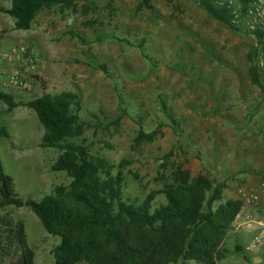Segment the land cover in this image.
Returning <instances> with one entry per match:
<instances>
[{
  "label": "rangeland",
  "instance_id": "374dc122",
  "mask_svg": "<svg viewBox=\"0 0 264 264\" xmlns=\"http://www.w3.org/2000/svg\"><path fill=\"white\" fill-rule=\"evenodd\" d=\"M93 1L103 8L107 2ZM137 5L138 0H116L115 19L103 13L102 24L95 27L87 24L94 16H84L80 9L65 15L45 11L29 31H15L14 20L0 13V29L9 30L0 58L9 57L13 40L26 47L20 56L27 63L11 67L13 71L30 69L24 78L27 87L21 88L26 100L44 93L42 82L32 79L37 74L45 78L50 92L73 91L81 96L82 116L94 126L106 125L105 118L119 116V90L125 106L132 104L134 114L141 112L144 130H154L160 121L168 124L164 136L143 146L134 143L140 129L136 115L126 117L113 135L94 128L83 137L94 142L95 152L113 164L123 159L132 161L125 171L126 196L144 198L152 190L162 189L157 172L162 158L172 151L188 161L187 168L194 177L208 171L216 181L225 182L228 189L224 200H241L245 192L264 190V89L252 84L249 76L248 57L254 40L212 19L195 0H176L174 4L155 0L156 14H137ZM0 6L10 8L11 0H0ZM68 30L80 32L90 42L106 35L136 43L148 37L147 53L153 62L138 49L117 42L83 48L65 35ZM85 54L107 63L114 79L82 63ZM32 80L40 84L38 90L29 89L27 82ZM160 92L180 121L179 127L162 116L157 105ZM3 129L10 137L0 134V173L14 177L20 198L39 202L55 186L70 183L66 173L51 170L60 154L40 147L44 129L33 110L9 112L0 101V131ZM106 145L111 149L104 148ZM129 171L138 173L143 183L135 181ZM164 201L163 197L158 199L159 203ZM19 219L27 223L36 264H56L52 252L59 239L48 235L29 208L0 210V264H21L13 232V223ZM248 240L247 234L230 231L217 264H264V254L247 253L245 249L237 252L235 247H244Z\"/></svg>",
  "mask_w": 264,
  "mask_h": 264
},
{
  "label": "trees",
  "instance_id": "16d2710c",
  "mask_svg": "<svg viewBox=\"0 0 264 264\" xmlns=\"http://www.w3.org/2000/svg\"><path fill=\"white\" fill-rule=\"evenodd\" d=\"M167 1L174 4L176 0ZM154 2L138 0L136 13L148 11L156 14ZM195 2L212 19L240 33L229 12L216 0ZM115 4L116 0H107L103 8L93 0H11V7L0 6V13L14 20L15 31L31 30L38 16L45 11L65 15L79 9L84 16H94L87 24L95 27L102 24L100 16L103 13L115 19ZM8 35V29H0V51ZM65 35L76 39L83 48L105 42L125 44L138 49L145 59L153 62L147 53L149 38L145 36L136 43L117 35L97 36L90 42L75 30H68ZM257 53L255 45L248 57L249 76L252 84L264 89L256 64ZM82 63L114 79L107 63L89 54H85ZM32 77L42 82V96L17 100L11 93L0 90V101L7 105L9 112L18 107L35 112L44 129L40 147L58 150L60 154L51 170L66 173L71 181L68 185L55 186L51 194L36 202L20 198L14 177L0 173V210L29 208L48 235L59 239L52 252L56 264H217L240 206V200H224V192L228 189L225 182L216 181L208 171L194 177L187 168L188 161L181 160L179 153L172 151L162 158L157 172L156 180L163 182L162 189L152 190L144 198L126 196L125 171L132 161L123 159L113 164L95 152L94 142L83 139L94 128L113 135L121 129L126 117L136 115L140 129L134 143L143 146L164 136L163 129L168 124L160 121L154 130H144L141 112L134 114L130 110L132 104L126 107L119 90V116L113 120L107 117L108 124L94 126L82 116L84 104L81 96L73 91L49 93L45 78ZM157 105L164 119L179 127L180 121L174 117L161 92L157 94ZM0 134L10 137L4 129ZM109 147L104 148L111 149ZM129 174L140 185L143 183L138 173L129 171ZM160 197L165 201L159 203ZM13 229L21 252V264H36L37 254L29 240L26 221L17 220ZM235 248L237 252L244 251L240 244Z\"/></svg>",
  "mask_w": 264,
  "mask_h": 264
},
{
  "label": "built area",
  "instance_id": "2783aa9c",
  "mask_svg": "<svg viewBox=\"0 0 264 264\" xmlns=\"http://www.w3.org/2000/svg\"><path fill=\"white\" fill-rule=\"evenodd\" d=\"M220 7L225 8L233 19L236 30L249 34L258 47L256 64L261 80L264 83V0H216ZM24 45L13 48L14 55L25 54ZM30 69H16L5 82L0 79L1 88H26L24 78L29 76ZM231 232L244 233L249 236L244 246L247 253L264 254V190L245 192L241 196L239 211L230 228Z\"/></svg>",
  "mask_w": 264,
  "mask_h": 264
},
{
  "label": "crops",
  "instance_id": "0c3cea01",
  "mask_svg": "<svg viewBox=\"0 0 264 264\" xmlns=\"http://www.w3.org/2000/svg\"><path fill=\"white\" fill-rule=\"evenodd\" d=\"M11 7V6H10ZM8 38V37H7ZM6 38V39H7ZM5 39V40H6ZM4 40V41H5ZM17 45V43H15V41L13 40L12 42H11V49H10V51L12 50V53L9 51V57L6 59V58H0V79L2 80L3 79V81H5V82H8V79H9V76L15 71V69H14V71L11 69V67L13 66V65H17L18 63H21V64H23L25 61H24V59H23V57L22 56H20V55H14L13 54V48L15 47ZM1 51H2V48H1ZM1 51H0V55H1ZM8 55H6V57H7ZM25 63H27V62H25ZM37 75V74H36ZM41 77V76H40ZM42 78H43V76H42ZM32 79H38V78H32ZM38 80H40V79H38ZM27 85L29 86V89H36V90H38L39 89V83L37 82V81H35V80H32V81H30V82H27ZM38 88V89H37ZM0 90H3V91H5V92H8V93H11L12 95H14L16 98H17V100H19V99H22V100H26V99H24L27 95H26V93L24 92H22V89L21 88H18V89H13V87H10V89H3V88H1L0 87ZM31 91V90H30ZM47 92H49V93H52V92H50V88L48 87V91ZM63 92H65V91H63ZM72 92V91H71ZM60 93H62V92H60ZM29 94V93H28ZM52 94H59V93H52ZM24 97V98H23ZM27 101V100H26ZM21 108H26V107H18L17 109H15V111L14 112H17V111H19Z\"/></svg>",
  "mask_w": 264,
  "mask_h": 264
}]
</instances>
